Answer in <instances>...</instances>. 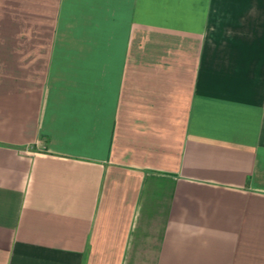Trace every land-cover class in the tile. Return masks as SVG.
<instances>
[{"label": "crops", "instance_id": "1", "mask_svg": "<svg viewBox=\"0 0 264 264\" xmlns=\"http://www.w3.org/2000/svg\"><path fill=\"white\" fill-rule=\"evenodd\" d=\"M0 264H264V0H0Z\"/></svg>", "mask_w": 264, "mask_h": 264}]
</instances>
